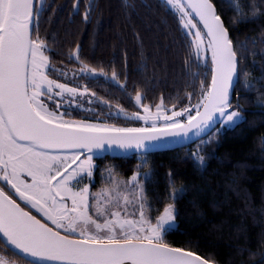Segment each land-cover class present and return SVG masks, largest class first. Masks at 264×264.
Returning a JSON list of instances; mask_svg holds the SVG:
<instances>
[{
    "label": "snow or ice",
    "instance_id": "6c2138e0",
    "mask_svg": "<svg viewBox=\"0 0 264 264\" xmlns=\"http://www.w3.org/2000/svg\"><path fill=\"white\" fill-rule=\"evenodd\" d=\"M162 3L175 15L185 36L190 56L187 67L191 68V58H195L198 71L190 73L193 87L205 73L200 78L199 99L192 105L193 93H188L191 106L167 115L163 97L153 112L151 105L143 103L142 89L130 99L143 114L139 110L129 114L120 105L113 112L109 101L97 97L98 103L108 106V116L152 122L150 127H116L65 120L68 113L58 114L64 104L80 107L77 97H84L89 90L49 78V73L68 75L53 68L46 54L51 49L39 35L40 18L52 8V0H0V252H4L0 264H216L165 241V235L176 227L175 202L184 194L182 186L170 185V202L162 211L156 209L159 214L154 222L147 194L149 173L135 172L127 180H118L108 168L105 186L96 193L90 190L94 157L85 153L103 151L106 146L144 150L154 141L200 136L216 123L235 127L242 120L239 105L232 110L231 94L240 83V62L244 59L237 47L246 52L247 39L234 43L214 0ZM227 4L235 13L234 24L264 15V0H227ZM93 7V0H88L85 22ZM79 8L80 0H75L72 14H79ZM59 10L52 9L53 15ZM252 43L255 46L254 40ZM73 58L80 61L79 44L68 57L69 61ZM80 64L82 78L107 79L103 68L98 70L83 61ZM248 76L245 72L242 84L247 91L264 82H253ZM111 80L126 91L115 70ZM90 95L95 97L96 93ZM185 116L186 122L180 119ZM200 151L197 146L193 159L203 167L205 157ZM101 177L103 180L104 172ZM85 178L89 183L74 190Z\"/></svg>",
    "mask_w": 264,
    "mask_h": 264
},
{
    "label": "trees",
    "instance_id": "16d2710c",
    "mask_svg": "<svg viewBox=\"0 0 264 264\" xmlns=\"http://www.w3.org/2000/svg\"><path fill=\"white\" fill-rule=\"evenodd\" d=\"M74 2L52 0V8L42 13L39 22V35L51 49L46 54L51 57L53 68L68 73L67 77L49 73V78L83 85L90 93H96L90 111L73 108L69 117L135 124L133 120L108 116V106L98 103L96 98L109 101L113 111L120 105L130 114L137 110L134 99H130L137 89L143 90V103L152 107L161 97L168 110L190 107L188 93H193L191 104L197 102L200 78L205 73H201L193 87L190 73L198 71L195 58H191V68L187 67L190 56L185 36L179 31L177 18L161 0H93L87 22L83 17L88 0H80L76 15L72 14ZM214 3L234 43L247 39L246 52L237 47L244 59L240 62V83L231 94L233 108L239 105L238 110L243 114L241 122L221 129L216 123L195 140L171 149L126 155L99 154L91 189L102 185L101 172L105 177L108 168L123 180L135 172H149L147 194L154 220L159 214L156 209L162 211L170 202V185L177 189L182 186L184 194L175 202L176 227L165 235L167 243L190 249L216 264H264V144L261 142L264 140V82L255 84L251 91L242 87L245 72L253 82L264 81V55L261 54L264 52L261 42L264 15L254 21L234 24L235 13L227 0L224 3L214 0ZM56 8L60 10L53 15L52 9ZM78 44L80 61L98 70L103 68L107 79L81 77L80 61L68 59ZM113 70L120 82L126 84V91L112 82ZM207 76L210 79V72ZM197 146L201 148L200 155L205 157L203 167L193 159ZM87 182L84 179L77 188Z\"/></svg>",
    "mask_w": 264,
    "mask_h": 264
},
{
    "label": "rangeland",
    "instance_id": "374dc122",
    "mask_svg": "<svg viewBox=\"0 0 264 264\" xmlns=\"http://www.w3.org/2000/svg\"><path fill=\"white\" fill-rule=\"evenodd\" d=\"M162 1V0H161ZM191 39V38H190ZM51 79V78H50ZM61 83H63V82H61ZM66 84H68V86L69 87H76V88H78V89H80L81 91H83V89H84V87H83V85H81V86H79V85H77V84H70V83H66ZM67 95V94H66ZM57 99H59V97H57ZM77 99H78V101H79V103H80V107H76L75 106V104H72V105H68V104H64V105H62V107L59 109V112H58V114L59 113H68L69 115H70V110H73V108H75V109H77L78 111H81V110H89L90 111V104L91 103H89L88 101L89 100H94V97L93 96H91L90 95V92L88 93V94H86L84 97H77ZM134 105H135V101H134ZM52 107H54V105L52 106ZM87 107V108H86ZM141 111V114H143L142 113V109H137L136 111ZM232 110H235L234 108L232 109ZM116 110H114L113 112H115ZM152 111L153 112H155V106H153L152 107ZM171 111H173V110H169L166 114L167 115H171ZM179 111V110H178ZM68 114H66V115H64V119L65 120H73V121H87V122H89V123H99V124H108V125H112V126H116V127H150L151 126V121H149L147 124H145V122L144 121H140V120H133V121H135L136 123L135 124H130V125H128V124H122V125H120V124H115V122H111V123H107V122H100V121H93V120H87V119H85V117L83 116V118H71V117H69V115ZM193 114H195V109H193ZM115 116V115H114ZM119 117H122L123 118V116H119ZM241 117L243 118V114L241 113ZM180 119H182V120H184L185 122H186V120H187V118H186V116L185 117H181ZM159 124H162L163 123V121H159L158 122ZM218 126H219V129H221V128H231V127H221V124L220 123H218ZM217 131H218V129H217ZM204 142H206V141H204ZM85 155H93V157H94V160H93V165L95 166V160H96V158L99 156V154H97V153H85ZM81 159H84V156H82L81 157ZM146 173H149V172H146ZM107 177H108V173L106 174V176L103 178V180L101 181V183L100 184H102L101 186H99L97 189H90L91 190V192H93V193H96V192H98L102 187H104L105 186V184L103 183V181L104 180H107ZM85 179H87V178H85ZM118 180H123V179H119V178H117ZM88 180V179H87ZM87 183H89V181L87 182ZM86 183V184H87ZM92 185V184H91ZM84 186V185H83ZM83 186H81V187H83ZM74 190H79V188H75ZM23 203V202H22ZM69 204H70V201H69ZM27 207V206H26ZM32 212L34 213V214H36L39 218H41L40 217V215H39V213H36L35 212V209H32ZM137 217H138V213H137ZM153 222H154V220H153ZM0 255H3L2 253H0ZM9 259H15L14 257H10L9 256Z\"/></svg>",
    "mask_w": 264,
    "mask_h": 264
},
{
    "label": "water",
    "instance_id": "95a60500",
    "mask_svg": "<svg viewBox=\"0 0 264 264\" xmlns=\"http://www.w3.org/2000/svg\"><path fill=\"white\" fill-rule=\"evenodd\" d=\"M200 27H202V25ZM203 133H201L200 136ZM198 137L199 136L189 134V136L187 138H184V137L164 138V139L159 140V141L151 142L149 144L148 148L144 149V150H137L135 147L127 149V150H122V149L116 148L115 146H113L111 149H109L106 146L103 151H99V152L94 151L93 153L103 154V155H126V154L137 153V152H149V151L171 149V148H174L176 146H179V145L185 144L187 142L193 141Z\"/></svg>",
    "mask_w": 264,
    "mask_h": 264
},
{
    "label": "flooded vegetation",
    "instance_id": "af4514ba",
    "mask_svg": "<svg viewBox=\"0 0 264 264\" xmlns=\"http://www.w3.org/2000/svg\"><path fill=\"white\" fill-rule=\"evenodd\" d=\"M0 253L4 254V252H0Z\"/></svg>",
    "mask_w": 264,
    "mask_h": 264
}]
</instances>
